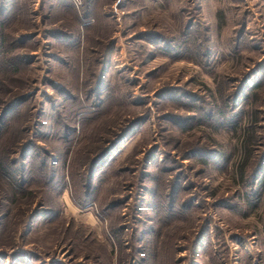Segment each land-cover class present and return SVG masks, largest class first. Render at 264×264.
<instances>
[{"label": "rangeland", "instance_id": "374dc122", "mask_svg": "<svg viewBox=\"0 0 264 264\" xmlns=\"http://www.w3.org/2000/svg\"><path fill=\"white\" fill-rule=\"evenodd\" d=\"M0 264H264V0H0Z\"/></svg>", "mask_w": 264, "mask_h": 264}, {"label": "trees", "instance_id": "16d2710c", "mask_svg": "<svg viewBox=\"0 0 264 264\" xmlns=\"http://www.w3.org/2000/svg\"><path fill=\"white\" fill-rule=\"evenodd\" d=\"M108 152H110V149H108V148L103 149L100 153L97 154L96 158L97 159L99 158L98 160H102L104 158V155L108 154ZM94 160H96V159H94ZM97 162H99V161H97ZM97 162L95 161V164L93 165V168H96L95 167L96 164H99Z\"/></svg>", "mask_w": 264, "mask_h": 264}]
</instances>
